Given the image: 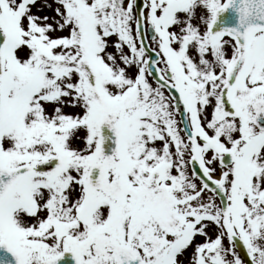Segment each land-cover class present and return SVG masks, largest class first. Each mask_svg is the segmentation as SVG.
I'll use <instances>...</instances> for the list:
<instances>
[{"label":"snow or ice","instance_id":"obj_1","mask_svg":"<svg viewBox=\"0 0 264 264\" xmlns=\"http://www.w3.org/2000/svg\"><path fill=\"white\" fill-rule=\"evenodd\" d=\"M0 264H264V0H0Z\"/></svg>","mask_w":264,"mask_h":264},{"label":"rangeland","instance_id":"obj_2","mask_svg":"<svg viewBox=\"0 0 264 264\" xmlns=\"http://www.w3.org/2000/svg\"><path fill=\"white\" fill-rule=\"evenodd\" d=\"M50 14V13H49Z\"/></svg>","mask_w":264,"mask_h":264}]
</instances>
